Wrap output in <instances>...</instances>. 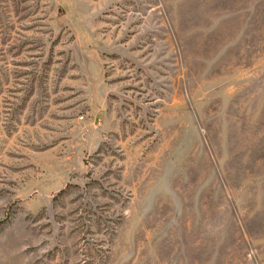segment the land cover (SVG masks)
<instances>
[{"label": "rangeland", "instance_id": "1", "mask_svg": "<svg viewBox=\"0 0 264 264\" xmlns=\"http://www.w3.org/2000/svg\"><path fill=\"white\" fill-rule=\"evenodd\" d=\"M0 264H264V0H0Z\"/></svg>", "mask_w": 264, "mask_h": 264}]
</instances>
